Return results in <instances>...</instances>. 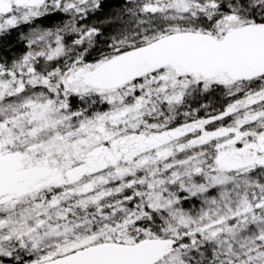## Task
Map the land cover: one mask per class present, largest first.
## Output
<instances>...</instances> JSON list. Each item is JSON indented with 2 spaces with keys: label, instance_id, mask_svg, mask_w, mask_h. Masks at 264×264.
Returning <instances> with one entry per match:
<instances>
[{
  "label": "snow or ice",
  "instance_id": "1",
  "mask_svg": "<svg viewBox=\"0 0 264 264\" xmlns=\"http://www.w3.org/2000/svg\"><path fill=\"white\" fill-rule=\"evenodd\" d=\"M0 264H264V0H0Z\"/></svg>",
  "mask_w": 264,
  "mask_h": 264
}]
</instances>
